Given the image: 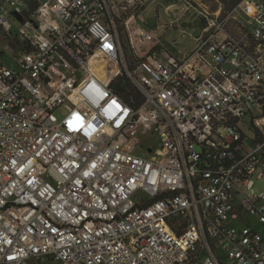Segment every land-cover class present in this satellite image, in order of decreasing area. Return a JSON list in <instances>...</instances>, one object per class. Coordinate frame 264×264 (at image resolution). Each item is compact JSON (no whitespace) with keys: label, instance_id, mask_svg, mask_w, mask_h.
<instances>
[{"label":"built area","instance_id":"built-area-1","mask_svg":"<svg viewBox=\"0 0 264 264\" xmlns=\"http://www.w3.org/2000/svg\"><path fill=\"white\" fill-rule=\"evenodd\" d=\"M227 1L132 59L159 0H0V264H264V0Z\"/></svg>","mask_w":264,"mask_h":264},{"label":"rangeland","instance_id":"rangeland-1","mask_svg":"<svg viewBox=\"0 0 264 264\" xmlns=\"http://www.w3.org/2000/svg\"><path fill=\"white\" fill-rule=\"evenodd\" d=\"M231 7L232 2L227 0H197L192 1L190 7L182 6L173 0H159L150 4L145 11L138 12L136 18L129 21V29L124 28V46L132 59L152 50L161 54L188 51L195 44L193 36L200 34L203 27L201 10L217 12L221 8L228 10ZM19 25L18 21L13 20L14 30H17ZM138 27L152 33L154 39L146 43L141 42L135 31ZM18 47V41H7L6 35H0V63L16 67L19 58ZM141 138L142 144L136 150L138 154L148 155L151 150L159 147L156 133L150 132ZM150 146L153 148L150 149ZM257 226L260 227L259 224Z\"/></svg>","mask_w":264,"mask_h":264},{"label":"trees","instance_id":"trees-1","mask_svg":"<svg viewBox=\"0 0 264 264\" xmlns=\"http://www.w3.org/2000/svg\"><path fill=\"white\" fill-rule=\"evenodd\" d=\"M37 5H38L37 0H30V6L32 8H35ZM114 86L117 87L118 92L124 97V99L126 101H128L130 103H133L131 101V98H130L131 94H134V96H136V98H138V101L142 100V95H141L140 91H138L135 87H132L130 92L129 91L128 92H124L122 87H121V85H120V82H115Z\"/></svg>","mask_w":264,"mask_h":264},{"label":"bare ground","instance_id":"bare-ground-1","mask_svg":"<svg viewBox=\"0 0 264 264\" xmlns=\"http://www.w3.org/2000/svg\"><path fill=\"white\" fill-rule=\"evenodd\" d=\"M113 50V49H112ZM102 71V70H101ZM100 75H102V76H105V73H103V71L102 72H100Z\"/></svg>","mask_w":264,"mask_h":264},{"label":"water","instance_id":"water-1","mask_svg":"<svg viewBox=\"0 0 264 264\" xmlns=\"http://www.w3.org/2000/svg\"><path fill=\"white\" fill-rule=\"evenodd\" d=\"M24 14L27 15V11H25Z\"/></svg>","mask_w":264,"mask_h":264}]
</instances>
